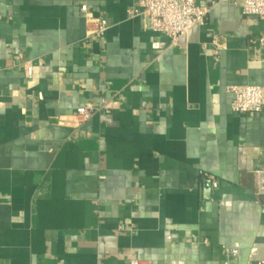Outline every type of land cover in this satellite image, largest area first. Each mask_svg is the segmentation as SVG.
I'll return each mask as SVG.
<instances>
[{
    "label": "crops",
    "instance_id": "1",
    "mask_svg": "<svg viewBox=\"0 0 264 264\" xmlns=\"http://www.w3.org/2000/svg\"><path fill=\"white\" fill-rule=\"evenodd\" d=\"M142 1L0 0V264L264 262V113L229 92L264 85V22L196 0L174 45Z\"/></svg>",
    "mask_w": 264,
    "mask_h": 264
},
{
    "label": "built area",
    "instance_id": "2",
    "mask_svg": "<svg viewBox=\"0 0 264 264\" xmlns=\"http://www.w3.org/2000/svg\"><path fill=\"white\" fill-rule=\"evenodd\" d=\"M218 3H228L241 8L244 15L256 16L264 22V0H216ZM211 6H200L196 0H143L141 10L132 11L131 15L140 17L150 31L165 35L174 45L179 44L194 28L205 26ZM87 13V6L81 8ZM110 29L105 19H91L88 23V34L92 38L101 39ZM252 44L264 48V36L252 40ZM27 78H32L34 69L31 64L25 66ZM234 96L232 110L239 115L264 113V85L235 86L229 88ZM94 114L92 108H81L76 118L87 121ZM257 176V195L264 197V170L255 172ZM226 256L233 259L239 255L237 250L226 249ZM132 264H140L133 262ZM256 264H264L259 262Z\"/></svg>",
    "mask_w": 264,
    "mask_h": 264
}]
</instances>
